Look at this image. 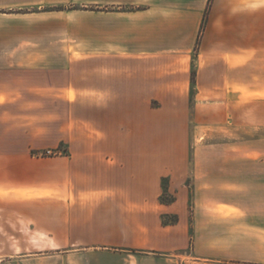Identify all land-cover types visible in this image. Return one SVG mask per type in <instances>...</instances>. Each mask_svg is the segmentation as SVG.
I'll return each mask as SVG.
<instances>
[{"label":"crops","instance_id":"0c3cea01","mask_svg":"<svg viewBox=\"0 0 264 264\" xmlns=\"http://www.w3.org/2000/svg\"><path fill=\"white\" fill-rule=\"evenodd\" d=\"M200 33L199 70L208 51L253 50L255 34L264 33V0H0V192L53 193L55 209L66 211L55 216L69 231L66 240L100 243L85 248L94 254L115 246L122 264H264V236L251 221L264 210L255 203L264 189H176L172 175L171 189H160L185 159L187 110L126 108L128 98L188 96L189 54ZM217 80L197 97H215ZM47 98L69 106L65 133L56 110L53 119L57 143L65 139L71 153L60 176L66 189H29V152L46 123L39 101ZM79 98L89 99L85 116L75 112ZM30 99L41 128L31 127ZM159 123L179 133L163 156ZM164 192L171 202H161Z\"/></svg>","mask_w":264,"mask_h":264},{"label":"rangeland","instance_id":"374dc122","mask_svg":"<svg viewBox=\"0 0 264 264\" xmlns=\"http://www.w3.org/2000/svg\"><path fill=\"white\" fill-rule=\"evenodd\" d=\"M260 29H263L262 26ZM203 36V33L198 35L197 44L189 54L190 89L187 97L128 98L124 99L126 108L132 107V110L142 114L145 105L161 108L176 104L183 105L187 110V127L183 134L187 149L185 159L181 168L161 178L160 189H171V175L176 189H194L197 184L200 189H264V33L255 34L254 49L250 51H208L201 59L202 69L199 70L197 56ZM102 37L101 34L94 35L98 41ZM218 56H221V60L215 61L213 58ZM227 60L235 64H226ZM204 61L211 62L203 65ZM78 70L79 75H85V66H79ZM217 78L221 79V91L216 92L215 97H197L196 92H201L203 86L214 81L216 85L219 84ZM225 90L229 96L224 95ZM88 100L77 99L78 109L75 112L85 116L86 109L81 106ZM118 100L122 99H94V104L104 105L109 101L110 105H114ZM44 101L42 103L40 100L39 103L45 104V131L39 129L40 145H31L28 188L60 189L61 185V189H66L65 179L63 176L60 179V176L69 170L71 153L65 139L57 143L53 119L56 110L62 115L65 133L69 124V106L65 102L54 104L53 99L49 98ZM30 102L31 127L41 128L42 124L35 120L39 116L34 103L37 101L30 99ZM74 121L69 134L74 133L77 127V121ZM177 132L159 123L156 129L159 156L169 151L170 144L179 136ZM34 134L37 132L34 131ZM127 149L132 150L133 147L127 146ZM84 152V148L80 147L75 151ZM56 173L58 177H55ZM26 189L0 192V264H122L123 260L113 250L119 249L115 246L106 245L103 247L105 249H98L104 254H94L86 252L85 248L100 243L66 240L71 237L69 231L59 218H55L66 211L55 209L54 194H38ZM171 198L165 192L161 196L165 202ZM262 202L264 195L255 194V203ZM172 219L169 216L165 221ZM251 221L254 233L264 236V210H255ZM249 228L239 226L245 231ZM129 253L135 255L134 252Z\"/></svg>","mask_w":264,"mask_h":264},{"label":"trees","instance_id":"16d2710c","mask_svg":"<svg viewBox=\"0 0 264 264\" xmlns=\"http://www.w3.org/2000/svg\"><path fill=\"white\" fill-rule=\"evenodd\" d=\"M173 199L171 198L168 202H171ZM161 202H164V203H166L165 201H163L162 199H161Z\"/></svg>","mask_w":264,"mask_h":264}]
</instances>
